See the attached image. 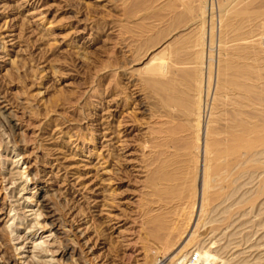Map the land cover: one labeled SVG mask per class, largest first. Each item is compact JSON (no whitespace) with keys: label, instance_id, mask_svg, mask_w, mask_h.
<instances>
[{"label":"rangeland","instance_id":"1","mask_svg":"<svg viewBox=\"0 0 264 264\" xmlns=\"http://www.w3.org/2000/svg\"><path fill=\"white\" fill-rule=\"evenodd\" d=\"M188 1L0 0V264H154L157 254L171 264H264V196L248 203L261 171L246 176L250 185L213 187L220 194L205 209L201 174L194 209L190 181L162 172L190 155L162 146L164 118L152 115L156 97L141 72L167 62L169 45L195 38ZM192 2L217 23L229 7ZM255 36L242 41L264 37ZM215 37L203 46L214 68L224 53Z\"/></svg>","mask_w":264,"mask_h":264},{"label":"bare ground","instance_id":"2","mask_svg":"<svg viewBox=\"0 0 264 264\" xmlns=\"http://www.w3.org/2000/svg\"><path fill=\"white\" fill-rule=\"evenodd\" d=\"M227 1L229 7L224 8L225 10L220 9L218 23L213 16L209 17V14L207 16L204 5L196 10L192 6L194 1H188L189 8L187 14H183V16H185L184 20L198 23L197 33H194L195 36H193L195 38L187 39L188 41L185 38L184 41L182 39L176 44L169 45L166 50H163L167 62L164 63L163 60L162 64L157 66L151 62L153 65L141 72L146 84L150 85L154 97H156L157 106L154 107L156 109L152 115L164 118L160 119L163 121H160L159 125L157 124V126H160L158 133L162 138L164 137L161 142H167L163 145L161 143V145L184 150L190 155L189 160L185 161L182 166L175 167L177 163H174L175 158H173L172 162L169 160L168 163H164L163 169L165 171L163 169L161 171L165 173V179H185V181L188 179L190 181L189 189L194 197L192 205L194 209L197 202L200 174L203 188L201 198L203 208L209 205L216 194H220L219 191L210 192L213 187L221 185V187H218L224 188L225 191V188L236 185L239 180H247L244 185H250L251 182L249 181L259 176V173L256 174L258 171L264 174V37H259L260 39L255 43H252L251 40L252 44H246L242 41L247 37L255 36L257 32L264 35V0ZM216 30L219 33V46L224 53L220 52L218 63L216 62L217 67L214 68L212 52H210L209 62H207L206 58L208 56L203 46L206 41L208 44L215 43ZM173 31L167 29L164 33H159L152 38L154 40L153 46L160 43L165 38L164 36L170 35ZM204 37L207 39L205 42ZM229 42H234L232 48L226 46ZM189 44H192V46H189ZM193 45L195 47L199 45L198 47L201 46L202 48L200 47L201 49L198 50ZM185 64H188L186 68L177 66ZM113 82H116V79ZM123 97L125 96L123 95ZM206 113H209V118L205 122L204 114ZM4 119L9 120L5 116ZM123 121L122 123H124ZM158 133L156 135H159ZM161 137L160 140H162ZM0 146H2L1 143ZM171 151L168 150V154ZM161 152L163 151L161 150ZM164 154L166 153L164 152ZM159 160L163 162L161 158ZM162 162L160 165H162ZM17 175H20L19 178L23 177V173L20 171ZM246 176H249L250 180L246 179L248 178ZM262 176L256 196L254 198L249 197L248 203L250 204L254 205L257 198L264 196V175ZM10 180L12 183L14 176ZM24 187L25 185H23ZM35 214L38 217L43 215L42 211ZM191 214L188 217L189 220L193 217V212ZM243 215L246 216V212ZM235 217L242 221L244 216L236 215ZM246 223L248 222L246 221ZM243 225H241L242 228ZM256 226H253V228ZM41 227H46V224L42 225L41 223ZM243 232H246L245 229ZM230 234L232 235V233ZM31 235L34 238L36 233L33 232ZM234 235L236 237V234ZM29 236H26L25 240L29 239ZM19 238L20 236L17 237V239ZM40 238H43V236ZM43 242L46 241L43 240ZM33 243H36V239H33ZM32 248L35 249L37 246L34 245ZM42 249L45 250L44 247ZM46 251L52 250L47 249ZM52 253L54 252L52 251ZM157 259L158 254L151 258L152 262H156ZM47 263L48 261H45L42 264ZM28 264L37 263L32 260Z\"/></svg>","mask_w":264,"mask_h":264},{"label":"built area","instance_id":"3","mask_svg":"<svg viewBox=\"0 0 264 264\" xmlns=\"http://www.w3.org/2000/svg\"><path fill=\"white\" fill-rule=\"evenodd\" d=\"M192 262L189 260V258L187 257V259H182L180 258L176 264H191ZM154 264H170V258L169 256H159L157 261Z\"/></svg>","mask_w":264,"mask_h":264}]
</instances>
